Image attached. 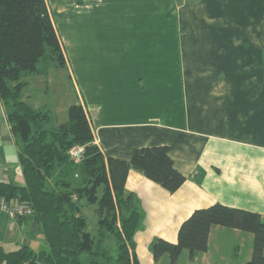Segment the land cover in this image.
<instances>
[{"label": "crops", "instance_id": "1", "mask_svg": "<svg viewBox=\"0 0 264 264\" xmlns=\"http://www.w3.org/2000/svg\"><path fill=\"white\" fill-rule=\"evenodd\" d=\"M79 1L46 4L54 26L67 16L66 30L56 31L69 52L82 45L77 103L96 144L105 158L126 162L136 149L166 146L185 177L169 193L129 170L125 193L137 198L142 213L134 236L139 263L168 264L166 255L154 261L152 241L176 242L180 224L197 209L219 203L264 221V0ZM65 58L73 82L74 56ZM0 180L24 183L1 100ZM224 228L212 226L208 244L223 230L243 236ZM21 246L47 249L39 223L0 212V248Z\"/></svg>", "mask_w": 264, "mask_h": 264}, {"label": "trees", "instance_id": "2", "mask_svg": "<svg viewBox=\"0 0 264 264\" xmlns=\"http://www.w3.org/2000/svg\"><path fill=\"white\" fill-rule=\"evenodd\" d=\"M66 68L52 15L46 0H0V100L18 145V161L24 183L0 180V198L27 203L40 225L46 250L28 246L15 251L0 248L1 264H140L135 233L142 219L138 200L125 193L130 169L175 192L185 177L178 172L166 146L136 149L130 159L105 158L93 142V133L80 103L67 109V119L48 127L50 114L23 99L25 78L39 74L40 61ZM83 147L79 160L68 152ZM83 202L95 205V236L82 214ZM212 226L248 232L252 252L245 264H264V221L260 214L215 203L197 209L178 229L176 242L156 238L151 244L155 262L166 255L175 264L180 253L189 259L207 251ZM113 246L107 245L108 241ZM115 248V249H114ZM114 249V255H112Z\"/></svg>", "mask_w": 264, "mask_h": 264}, {"label": "rangeland", "instance_id": "3", "mask_svg": "<svg viewBox=\"0 0 264 264\" xmlns=\"http://www.w3.org/2000/svg\"><path fill=\"white\" fill-rule=\"evenodd\" d=\"M79 2L80 3L77 4L82 5V1L80 0ZM55 22L60 23H58L59 25L56 24L55 28L59 34H63L67 28V16L56 18ZM59 38H61L60 35ZM63 40L65 41L63 38L60 39L65 56L68 57L69 55L71 56V54L74 56V61L69 62L70 70L73 72V82L65 69L52 67L51 61L47 58L46 60L40 61L38 63V68L41 69V72L43 73L28 75L25 78L27 86L23 89V97L24 95H27V98H29V100L27 99L28 103L31 106H38L36 109L48 111L52 115L53 119H50L48 127L55 125V122H58V124L62 122L60 120L62 118L64 106L68 105L69 102L71 104H76L79 100L78 94L79 92L81 94L82 89V81L81 77L79 76L81 73L82 64L80 61L83 52L82 45L79 42L78 45H72L69 52V49L67 48L66 44L63 43ZM76 41L77 39H74L73 44H75ZM64 116V120H66L67 113H64ZM93 142L96 144L94 136ZM83 203L82 214L87 220V230L95 236L97 217L94 213V209L96 206L85 204V202ZM242 235L243 236L239 237L232 234L229 235L227 232H224V230L220 231L218 232L217 238L215 236L211 238L207 246L206 253L200 256L199 261L196 262V259H189V254L186 253V251H182L180 253L182 258L180 255L175 264H241L242 258L246 256V252H248V249L252 247L251 234L243 231ZM107 245L112 247L113 242L110 240L108 241ZM114 249H112V255H114ZM162 259L163 258H161V261ZM81 261L83 264L88 263L87 253H84L81 256ZM168 264H171L169 258Z\"/></svg>", "mask_w": 264, "mask_h": 264}, {"label": "built area", "instance_id": "4", "mask_svg": "<svg viewBox=\"0 0 264 264\" xmlns=\"http://www.w3.org/2000/svg\"><path fill=\"white\" fill-rule=\"evenodd\" d=\"M83 151V147L74 146L69 151V156L71 159L79 160L83 155ZM0 212L14 220L29 218L33 215V210L29 204L20 202L16 199L6 200L0 198Z\"/></svg>", "mask_w": 264, "mask_h": 264}]
</instances>
